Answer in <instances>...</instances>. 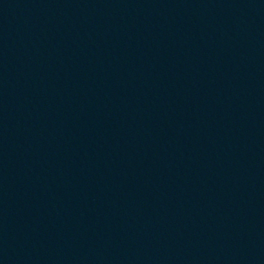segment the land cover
Returning a JSON list of instances; mask_svg holds the SVG:
<instances>
[{"label": "water", "instance_id": "water-1", "mask_svg": "<svg viewBox=\"0 0 264 264\" xmlns=\"http://www.w3.org/2000/svg\"><path fill=\"white\" fill-rule=\"evenodd\" d=\"M0 264H264V0H0Z\"/></svg>", "mask_w": 264, "mask_h": 264}]
</instances>
